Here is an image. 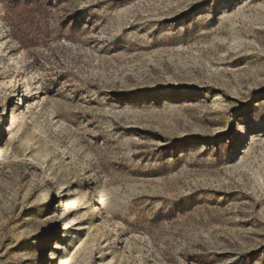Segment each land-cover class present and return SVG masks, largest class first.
I'll use <instances>...</instances> for the list:
<instances>
[{
	"label": "rangeland",
	"instance_id": "374dc122",
	"mask_svg": "<svg viewBox=\"0 0 264 264\" xmlns=\"http://www.w3.org/2000/svg\"><path fill=\"white\" fill-rule=\"evenodd\" d=\"M0 264H264V0H0Z\"/></svg>",
	"mask_w": 264,
	"mask_h": 264
},
{
	"label": "bare ground",
	"instance_id": "6f19581e",
	"mask_svg": "<svg viewBox=\"0 0 264 264\" xmlns=\"http://www.w3.org/2000/svg\"><path fill=\"white\" fill-rule=\"evenodd\" d=\"M81 177H83V176H81ZM95 214H96V211L93 212V215H95Z\"/></svg>",
	"mask_w": 264,
	"mask_h": 264
}]
</instances>
